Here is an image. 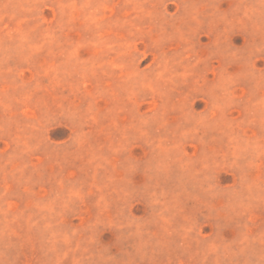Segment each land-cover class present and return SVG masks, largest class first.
I'll use <instances>...</instances> for the list:
<instances>
[{"label": "rangeland", "instance_id": "374dc122", "mask_svg": "<svg viewBox=\"0 0 264 264\" xmlns=\"http://www.w3.org/2000/svg\"><path fill=\"white\" fill-rule=\"evenodd\" d=\"M0 264H264V0H0Z\"/></svg>", "mask_w": 264, "mask_h": 264}]
</instances>
